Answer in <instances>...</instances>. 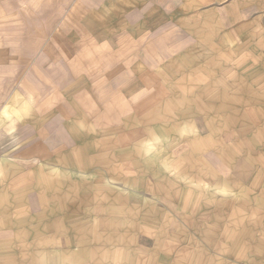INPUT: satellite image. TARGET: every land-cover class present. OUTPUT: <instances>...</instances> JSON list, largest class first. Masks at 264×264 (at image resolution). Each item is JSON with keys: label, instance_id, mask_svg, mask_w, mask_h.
<instances>
[{"label": "crops", "instance_id": "obj_1", "mask_svg": "<svg viewBox=\"0 0 264 264\" xmlns=\"http://www.w3.org/2000/svg\"><path fill=\"white\" fill-rule=\"evenodd\" d=\"M52 18L0 47V264H264V0Z\"/></svg>", "mask_w": 264, "mask_h": 264}, {"label": "rangeland", "instance_id": "obj_2", "mask_svg": "<svg viewBox=\"0 0 264 264\" xmlns=\"http://www.w3.org/2000/svg\"><path fill=\"white\" fill-rule=\"evenodd\" d=\"M72 0H0V47L7 52L3 55L9 56V50L16 47L19 55L23 53L28 36L25 35L31 28L35 33L39 30L51 29L57 22L52 17L60 16L64 9L68 8ZM13 13L14 19H11ZM17 13V17L15 15ZM44 17V18H42ZM17 18V19H16ZM12 54H14L12 52ZM260 112L258 138L264 142V98L259 99ZM253 120V118H252ZM264 145V144H263ZM257 155L264 162V148L258 149ZM264 167V165H263ZM251 172V171H250ZM229 174V173H228ZM230 187L231 194L223 198L224 203H247L253 194L250 179L233 183ZM150 244L133 245L134 250H146Z\"/></svg>", "mask_w": 264, "mask_h": 264}]
</instances>
